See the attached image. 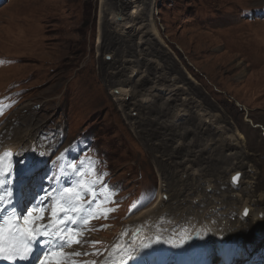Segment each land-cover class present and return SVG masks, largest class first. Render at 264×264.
I'll list each match as a JSON object with an SVG mask.
<instances>
[{"label":"rangeland","instance_id":"374dc122","mask_svg":"<svg viewBox=\"0 0 264 264\" xmlns=\"http://www.w3.org/2000/svg\"><path fill=\"white\" fill-rule=\"evenodd\" d=\"M136 8L142 13L139 11L135 30L145 23L151 31L144 46L135 33L121 32L111 16L116 12L128 17ZM0 54L6 55L0 56V127L5 125L0 143L18 141L42 125L41 143L34 146L40 148L39 153H48L43 169L46 164L50 169L43 176L44 187L50 184L48 177L53 176V170L58 175L61 164L88 169L93 175L102 158L108 163L100 177L82 170L73 176L64 168L63 183L57 185L76 178L84 187L95 184L104 200L110 202H99L94 212L113 209L106 218L101 214L88 219L82 244L66 249L65 253H82L75 264H95L130 216L123 222L121 217L138 206L128 201L121 215L115 213L126 194L108 197L103 192L106 183L111 185V194L117 186H123V192H153L140 212L156 201L162 181V190L175 185L180 171L166 162L167 155L174 153L179 143L196 151L203 146L204 142L195 141L202 124L186 119L190 111L176 115L174 120L173 108L164 106L165 101L156 103L154 98L138 104L135 96L129 98L130 105L119 109L114 91L140 90L135 82L143 72L162 73L166 84L177 83L194 102L218 116V123L229 134H237L242 141L233 158L223 161V156L216 155L212 163L206 156L205 163L199 164L203 174L217 185L218 195L224 192L218 187L222 185L220 177H225L224 195H240L246 185L227 179L236 172L240 182H259L257 194L250 193L253 198L262 194L264 199V0H127V4L125 0H1ZM125 60L135 62L140 69L131 73L127 87L118 75ZM89 61L91 67L86 72L91 79L84 84L87 95L94 89L95 80L104 100L100 107L87 111L79 102L78 85L70 81L74 72ZM144 88L155 91L149 84ZM13 94L21 96L19 103L10 98ZM31 107L35 115L46 113L53 124L51 129L46 130L44 119L37 126L25 119ZM14 120L20 124L11 123ZM219 133L211 138L218 140ZM70 147L72 152L66 150ZM185 158L182 151L181 159ZM250 193L243 196L244 200ZM162 196L167 197L164 192ZM90 199V195L84 196L83 202ZM257 206L254 213L263 215L264 207ZM247 240L251 238L247 236ZM263 244L264 237L249 242L241 252L243 264H259ZM218 261L216 257L213 264Z\"/></svg>","mask_w":264,"mask_h":264},{"label":"bare ground","instance_id":"6f19581e","mask_svg":"<svg viewBox=\"0 0 264 264\" xmlns=\"http://www.w3.org/2000/svg\"><path fill=\"white\" fill-rule=\"evenodd\" d=\"M125 3L127 4V0H125ZM140 10H137V8L136 10L133 9L128 17H123L120 15L121 13L118 14L116 12L111 13V16L113 23L121 32H127L128 34L135 33V36H138L140 45L144 46L150 38L151 31L145 23H141L138 29L135 30L139 24L137 16L142 13ZM131 37L133 38L132 35ZM89 67H91V61L86 62L83 66L77 69L74 72L76 78L74 77V79L70 81V84L78 85V97L81 99L79 102L87 111L100 107L104 100V92L102 88L96 84L95 80L93 81V84L95 85L94 89L89 95H87V89L84 84L87 79H91V76L86 72ZM136 71H140V69L135 62L124 61V66L118 71V75L120 73V79H123L122 85L124 87H127L128 83H130L131 73ZM165 80L166 77L162 73L157 74L149 71L143 72L135 82L136 85L141 87L140 90L130 92V89H127L126 93L114 91L116 104L122 111V109L128 106L129 100H131L129 99L130 97L135 96L138 104L139 101H147L148 99L149 101H152L155 98L153 101L156 103L158 101H165V105L163 104L164 106L168 105L170 108H173V113L171 114L174 120L177 119L176 115L179 114L180 116H183L190 111L192 113H190L189 117L186 119L191 122H194L195 119L197 121L200 120L198 122L202 124V126H199L198 134L196 133L198 137L195 141L204 142L203 146L200 145L202 146L200 148L201 150L196 151L179 143L176 146L174 153L167 155L166 162L170 165L172 164L173 168H177V171H180L176 173V176L174 175L176 177L174 187L171 189H168L167 187L166 190H162L164 183L162 181L156 201L146 209L130 216L124 221L121 229H119L120 232L118 234L116 233L117 235L113 240H110L109 249H106V251L100 256V259L98 258L96 263H94L172 264L176 260L175 257L179 254L181 246L183 244L192 243L194 245H203L206 248L209 261H212L217 254L220 255L221 250L223 249L224 252L234 251L235 246H240V249L237 252L239 259H237L236 262L237 264H243L244 259L241 250L252 240L253 242H256L261 239V237H264V214L257 215L254 213L257 205L264 207L263 195L260 194L258 197L253 198V195L257 194L256 189L261 185H259V182H240L238 180L240 184L244 183L246 186L241 188L242 190L239 192L240 195L229 197L224 195L227 189V186L224 183L225 177H220L219 180L222 185H218V187H222V189L224 188V192L222 196L218 195L217 185H214L212 178H207V176L203 174V168H199V164L205 163L203 161L206 156L209 157L211 162L215 159L216 155H219L220 157L223 156V161L233 158V155H236L239 152L236 151V148L241 147L242 141H240L237 134H229L226 128L218 123V116L202 108V103L197 101L194 102V100L186 94L187 91L185 92L183 88L177 85V83L166 84ZM144 84H149V86L153 87V90L155 91L151 92L150 88L145 89ZM141 102L140 104H142ZM25 119L31 123L33 121L35 125L38 124L40 119L46 120L44 127L47 131L51 129L53 125H51L50 120H48L46 113L39 112L35 115L32 107L27 108ZM11 123L18 125L20 124V121L14 120L11 121ZM204 123H206V127L203 125ZM4 126L5 125H2V127H0V136L2 135ZM42 129L43 127L41 125L37 130L29 131L26 133L27 135L24 134L18 141L11 140L2 141L0 143V153L4 150H11L12 160L16 163L11 178L13 192L18 190L16 187L18 173H20L22 169L29 166H34L35 169L39 167L43 168L45 164L48 153L41 154V152L39 153L40 148L38 149L37 146H34V143H41L42 138L40 137L39 132H42ZM13 130H15V128ZM216 131H220V135L219 138H217L218 140H213L211 137L216 134ZM202 137L206 138L202 140ZM182 151H185V160L181 159ZM236 170H238V168ZM233 174L231 173L230 177H227V179H229L228 181H230ZM163 192L167 196L166 198L162 196ZM250 192H252L253 195ZM246 193H250L251 196L244 200L243 196H245ZM196 202H199V204L196 205ZM25 203L26 200L23 201L24 206ZM252 204L255 206H251ZM245 207H247V214L241 217V211ZM49 217L50 213L45 214V219L42 223H47ZM85 226V224L82 226V232L85 230ZM253 229H256L258 233L254 234ZM82 236L84 235H81L79 238L81 239ZM247 236L250 237L251 240H247ZM154 240H159L160 243L151 244ZM165 241H167V243H165ZM144 244H151V246L144 248ZM75 245L77 244H72L70 247L64 248L63 251L65 252L66 249L68 251V249L75 248ZM133 248H138L139 251L133 253ZM153 249H156V251H153ZM95 253L97 252L95 251L94 254ZM260 253L261 262H259V264H264V244L261 247ZM70 257L72 256L68 257L67 264H75V261L79 262L81 258L80 256H76L79 257L77 260H72V258L70 260ZM82 259L84 260L85 258Z\"/></svg>","mask_w":264,"mask_h":264},{"label":"snow or ice","instance_id":"6c2138e0","mask_svg":"<svg viewBox=\"0 0 264 264\" xmlns=\"http://www.w3.org/2000/svg\"><path fill=\"white\" fill-rule=\"evenodd\" d=\"M4 155L12 156V153L7 152ZM76 172L77 170L73 167L72 175L76 176ZM35 173L34 166L26 167L18 173L16 187L24 200H30L31 195L39 188L38 182L41 177ZM48 179L49 188L40 189L44 194L36 197L31 206L26 207L22 216L15 207H12L11 215L5 217L0 223V260L15 264L17 261H30L35 256V264H67L69 256L82 255L79 252L65 253L63 251L72 244H82L79 238L82 235V226L93 215L99 218L103 214L106 218L107 212L113 210L107 209L103 213L94 212L99 202H110L104 200L100 189L95 184L84 187L76 178L58 187L56 177L49 176ZM89 195L91 199L84 203L83 197ZM5 196L8 198L7 203L11 204L13 190L10 175H0V205L6 202ZM45 212H49L50 217L47 223H42ZM158 243H160L159 240L151 242V244ZM151 244H144L143 247L148 248ZM138 251V248L132 249L133 253ZM36 253L40 255H35Z\"/></svg>","mask_w":264,"mask_h":264},{"label":"water","instance_id":"95a60500","mask_svg":"<svg viewBox=\"0 0 264 264\" xmlns=\"http://www.w3.org/2000/svg\"><path fill=\"white\" fill-rule=\"evenodd\" d=\"M237 177H238V174H236V175L233 176V182L234 183H236L238 181V178ZM234 178H237V179L234 180ZM246 210L247 209H245V211H243V214H245Z\"/></svg>","mask_w":264,"mask_h":264}]
</instances>
